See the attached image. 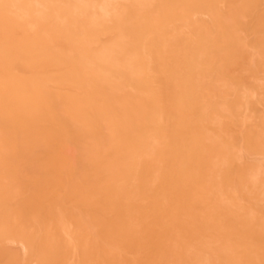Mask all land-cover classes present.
Returning <instances> with one entry per match:
<instances>
[{"label":"bare ground","instance_id":"bare-ground-1","mask_svg":"<svg viewBox=\"0 0 264 264\" xmlns=\"http://www.w3.org/2000/svg\"><path fill=\"white\" fill-rule=\"evenodd\" d=\"M0 264H264V0H0Z\"/></svg>","mask_w":264,"mask_h":264}]
</instances>
